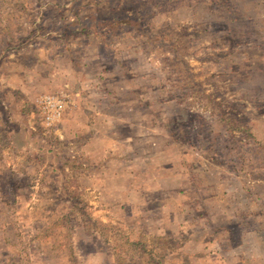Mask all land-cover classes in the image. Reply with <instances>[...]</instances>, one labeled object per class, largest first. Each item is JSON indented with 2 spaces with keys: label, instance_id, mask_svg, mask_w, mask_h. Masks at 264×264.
Wrapping results in <instances>:
<instances>
[{
  "label": "rangeland",
  "instance_id": "rangeland-1",
  "mask_svg": "<svg viewBox=\"0 0 264 264\" xmlns=\"http://www.w3.org/2000/svg\"><path fill=\"white\" fill-rule=\"evenodd\" d=\"M136 53L151 78L136 98L174 105L176 122L119 127L147 158L120 147L125 166L96 176L79 124L93 112L106 136L107 98L132 102L116 82L145 87L121 75ZM87 55L114 85L94 81ZM259 185L264 196V0H0V264H264Z\"/></svg>",
  "mask_w": 264,
  "mask_h": 264
},
{
  "label": "crops",
  "instance_id": "crops-1",
  "mask_svg": "<svg viewBox=\"0 0 264 264\" xmlns=\"http://www.w3.org/2000/svg\"><path fill=\"white\" fill-rule=\"evenodd\" d=\"M82 32H86L87 34L94 36V33H91L92 31L84 29L82 30ZM208 33V32H206ZM88 45V44H86ZM101 47L106 50V49H110L111 47H108L106 43H101ZM112 55L115 56L114 51H112ZM76 59V58H75ZM79 59V58H78ZM81 59H83V63H85L86 65L84 66L89 68V70H92L93 68L97 70V77L94 81L96 82H100L102 86L104 87H109L110 84L114 85V82H116V80H118V77H116V74H112L110 70L105 71L102 68L105 67L103 66L104 62L102 61V57L100 58L99 56H94V55H87L86 57H81ZM110 59V58H109ZM117 60V58H116ZM133 60V65H135V69H132V67H129L131 70L130 71H123L122 72V76L123 77H127V78H131V79H140L143 84H145L144 86H134L132 83H119L116 82V87L119 89H123L124 91L127 90L126 96H130V100L132 102H128L125 100L120 99L118 102L117 101H112L111 98H107V102H105V108H104V114L101 115L102 117H100V119H102L101 121L104 122V124L107 126H105L107 128V133L106 136H104L103 134L100 135H96V131H97V126L98 123H100V121H94L95 118L94 113L90 112V111H86L87 114H89V116H84V123L79 124L80 127H84L86 131H89V134L86 135V137H88L87 139H85V144H86V148L88 146V150L91 154V156H93L97 162V166L95 168V175L97 176L98 172L99 173H104L106 175L109 174L110 177L115 176L116 173V160H123V167L125 166L124 164H126V160H124V158H122L123 156H119V149L120 147H122L123 151H121L122 155H125L131 162H133L132 160H136V161H145L147 156L142 158L144 156V154L139 153V152H135L136 150L134 149V146L142 148V138L140 139H133L131 143L129 140V136L131 135H125L122 136L121 135V131L118 129L119 127L121 128H130L129 133H131L134 128L137 127H160V128H165L167 126V128H169L172 124H174V122H176V120H172L169 121V118L171 117V113L173 112L174 109V105L170 104V103H158L156 106H150L148 104H144L139 102V100L136 98V96L140 95L141 97H144L145 95L149 94V88H148V82L151 79L150 78V67H149V59L147 58V56H143V55H139V54H135L134 56H129L126 61H130ZM102 66V68H101ZM141 67V69L139 68ZM89 72V71H88ZM99 72L103 73L104 75V79L100 80L99 79ZM91 74V72H89ZM116 77V78H115ZM94 78V76H93ZM113 89V88H112ZM111 90V89H108ZM113 91H116L115 89H113ZM97 93V92H96ZM115 93V92H114ZM123 92H121L122 94ZM108 97V95H107ZM134 98L136 99V101H134ZM155 107V108H154ZM151 109L154 110L156 112V114L158 115V119L155 120L154 115L151 114ZM154 112V113H155ZM158 123V124H156ZM85 133V132H84ZM136 133V131H135ZM169 133V132H168ZM137 134V133H136ZM164 134L166 135V132H164ZM128 137V138H127ZM164 136H161V138ZM172 140V138H171ZM166 141V138H165ZM102 142V143H101ZM145 142H150V141H146ZM176 155V154H175ZM122 158V159H121ZM132 159V160H131ZM149 161L150 159H152V157L148 158ZM122 163V162H120ZM165 163V162H164ZM163 163V164H164ZM102 165L104 166V170L102 171ZM125 174L127 175H131V170L126 171ZM121 175V174H118ZM102 180V179H101ZM96 181V179H94V182ZM124 182V183H123ZM107 183L106 178H103L102 181H96L95 185L97 187V189L99 188L100 190H104L106 191L107 187L105 186V184ZM115 187V182H113ZM112 184V185H113ZM125 186L123 188H121L122 190H127V189H135L134 186H132V184L130 182H127V179L125 178L124 180H122L121 185ZM99 185V186H98ZM112 185H110L111 187L108 188L109 190H114L115 188L112 187ZM117 189V188H116ZM15 191H23V188L21 187L20 190L18 188L14 187ZM167 191H169V186H165L162 187L159 192L162 193V195L164 193H167ZM164 197V196H161ZM260 198V199H259ZM161 199L162 198H158V205L161 204ZM253 204H252V208L254 211L253 214V218L254 220L257 221V217L261 216V212L264 213V210H262V208L264 209V196L262 195V187L261 185L257 186L256 190H255V195H254V199H253ZM198 217V215H196V218ZM249 218L250 215H249ZM206 219V218H205ZM252 219V218H251ZM207 220L209 221V223L211 224V226L214 224L213 223V218L208 217ZM260 223V222H259ZM2 223L0 222V234H2L4 232V227L2 226ZM260 230H263L264 228H262V226H259ZM253 233H258L257 229H254ZM2 236L0 237L1 240ZM241 242V241H240ZM259 244V251L264 250V244L263 242L258 243ZM244 246L245 243L243 242V251L244 252ZM6 250V249H5ZM7 252V251H6ZM15 253V252H13ZM5 257V256H4ZM6 262V260H5Z\"/></svg>",
  "mask_w": 264,
  "mask_h": 264
}]
</instances>
